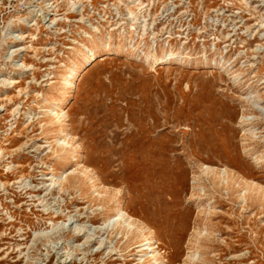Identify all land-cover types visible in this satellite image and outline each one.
<instances>
[{
	"label": "rangeland",
	"instance_id": "1",
	"mask_svg": "<svg viewBox=\"0 0 264 264\" xmlns=\"http://www.w3.org/2000/svg\"><path fill=\"white\" fill-rule=\"evenodd\" d=\"M0 264H264V0H0Z\"/></svg>",
	"mask_w": 264,
	"mask_h": 264
},
{
	"label": "bare ground",
	"instance_id": "2",
	"mask_svg": "<svg viewBox=\"0 0 264 264\" xmlns=\"http://www.w3.org/2000/svg\"><path fill=\"white\" fill-rule=\"evenodd\" d=\"M93 54H94V53H93V52H91V55H93ZM83 58H84V57H83ZM77 71H78V70H77ZM123 217H124V215H123V214H121V215H120V219H121V218H123ZM145 245H146V244H145ZM152 249H153V248H152Z\"/></svg>",
	"mask_w": 264,
	"mask_h": 264
}]
</instances>
